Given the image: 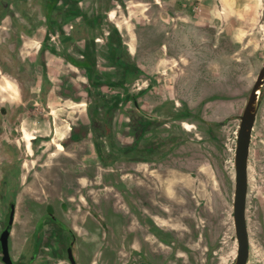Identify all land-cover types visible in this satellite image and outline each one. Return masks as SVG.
<instances>
[{
    "label": "rangeland",
    "instance_id": "374dc122",
    "mask_svg": "<svg viewBox=\"0 0 264 264\" xmlns=\"http://www.w3.org/2000/svg\"><path fill=\"white\" fill-rule=\"evenodd\" d=\"M4 3L10 10L0 22L5 61L0 77L13 84L16 96L0 90V105L7 107L0 116V151H16L17 157L7 158L6 185L21 186L12 193L13 248L52 204L74 229L77 264H233L238 116L264 62V0H0ZM56 7L80 13L68 20L72 24L83 23L80 15L87 14L91 24L94 15L102 16V27L91 30L95 68L89 80L49 52L42 74L38 46L45 38L56 47L58 38L46 34L40 21ZM28 15L38 26L29 38L10 19L21 24ZM115 23L128 64L137 68L126 81L104 50L102 32ZM121 87L139 96L152 119L133 125V106L124 102ZM112 102L122 105L111 115ZM96 113L104 122L95 121ZM22 129L37 136L32 155ZM129 166L139 173L134 182L125 170ZM262 167L264 84L248 156V241L251 195L264 196L262 187L255 193L250 188ZM2 186L0 181V192ZM51 241L45 234L46 264H69L52 256ZM252 261L264 264V252Z\"/></svg>",
    "mask_w": 264,
    "mask_h": 264
},
{
    "label": "flooded vegetation",
    "instance_id": "af4514ba",
    "mask_svg": "<svg viewBox=\"0 0 264 264\" xmlns=\"http://www.w3.org/2000/svg\"><path fill=\"white\" fill-rule=\"evenodd\" d=\"M51 2L55 3L61 0H50ZM10 10L9 4L4 3L0 4V22L5 21L7 16H9L8 12ZM73 13V14H72ZM21 14H25L21 13ZM80 14V13H77ZM75 11H70L69 9H65L62 11L60 7H56V9L46 11L44 13V20L45 23H41V28L45 31V33L50 34L53 33L52 39L56 42L55 38L57 37V46L55 47V44L52 45L49 42L45 41V38L41 41V43L38 46V49L36 51V58L39 59V63L41 66L42 74H47V62H45V53L49 52L56 56L58 59H61L63 62L66 63L67 66H71L74 68L81 69L84 72V76L86 79H90L92 73L94 72L95 63L92 64L93 56L95 53H93V46L91 43V30H95L97 27H102V16L97 15L93 16L94 22L93 24L90 23L89 17L87 14L80 15L83 18V23H77L72 24L69 23L68 20L70 18H75L78 16ZM84 14V13H83ZM111 19H114L116 17V14L112 10L109 14ZM28 20L23 23L13 22V18H10L12 20L11 24H15L16 27L20 28L19 30L22 31V34L25 35V37L29 38L30 36L34 35L35 31L38 30L37 24L31 19V16H27ZM24 20V17H22ZM63 20V21H61ZM117 26H119L117 24ZM114 24V26L110 27L111 29L106 30L105 33L102 32L103 37L105 38L104 41V50L106 52V57L111 60L113 65L119 69L121 72L120 77H123V80L126 81L129 76L134 75L137 72V68L133 65H129L128 61L126 59L127 55H124V48L123 43H125L124 40L121 38V34L119 32V29ZM103 31V29H100ZM45 34V35H46ZM94 41H97L98 38L94 37ZM48 41V40H47ZM82 41L83 44L81 46H77V42ZM95 44V43H94ZM59 46V47H58ZM61 50V52L59 51ZM77 52L79 56L77 57L75 54ZM77 61L80 63L79 66H76L73 64V62ZM2 63H5L3 59L0 57V74H4V65ZM101 76V75H99ZM2 78V82H0V90L9 91L12 96V98H15L16 96V90L13 84L4 77ZM125 86V82H124ZM122 91L124 92L126 88L121 87ZM123 95H125V98L123 99L125 103L131 102L133 106V117L135 120H133V125L139 126V122L147 119H152L151 114H146L143 109L140 107V105L137 102V99L139 96L135 94H129L127 92H124ZM77 105L82 106L84 105L83 102L77 103ZM110 107H108L110 114L112 115L113 112H111V109H119V107L122 105L121 103H110ZM106 107V108H107ZM7 115V107L3 104L0 105V116H6ZM95 121L98 122H104L103 118L96 113ZM186 125L190 126L188 123H183V126L186 129H189V127H186ZM31 137L29 140L27 138ZM37 136H34L32 133H29L26 130L22 129V136L21 139L24 141V148L29 152L31 155L34 154L32 152V146H31V140L36 139ZM51 143L56 147L58 151L64 150L63 145L58 141L51 140ZM59 146L61 148H59ZM6 147V146H5ZM31 151V152H30ZM136 152V151H135ZM16 151L14 150H8L5 151L1 149L0 151V181H2L3 188L0 192V203H2V208L5 213V217L3 218V221L0 222V233L2 230L6 227L8 223L9 214L11 211V206H14V216H13V222L10 227V232L8 236V250L9 255L11 258V261L13 264H46V259H43L42 257L44 255H48L49 253L44 252L43 243L45 242V234L47 236L52 237V243H53V249L51 251V254L53 257L62 258L63 260L67 261L69 264L70 260L68 258V248L71 249V253L74 256L75 262L76 256H75V238L76 235L74 233V229L71 226H68L62 219H60L57 214L55 213L54 206L52 204H47L43 210H41V214H37V219L35 220L34 226L32 230L23 238L20 247L17 248L18 254H15L13 252V245L15 244L13 238H12V230L15 223V217L17 214V205L15 203V199L12 198V193L15 190L17 193L21 190V186L14 189L11 186H7V158L14 159V157H17L15 155ZM131 153L134 154V150L131 148ZM21 165L23 166V162H21ZM16 169V166H15ZM128 174L131 175V182H134V178L136 174H139L135 172L133 169H131V166H129L127 169H125ZM18 171V170H16ZM15 171V172H16ZM119 171H122L119 169ZM258 171L260 173H258ZM262 177V182L259 181L258 175H255L253 177V184L252 188H250L252 193H255L254 191L258 190V188L262 187L264 189V167L261 169H257V173ZM95 184V183H94ZM98 184V183H97ZM21 185V184H20ZM93 185V184H92ZM96 186V185H94ZM93 187V186H92ZM94 188V187H93ZM96 190L98 188H95ZM107 191V190H106ZM251 193V194H252ZM14 197V196H13ZM251 201H253V206L251 207V211L248 213V229L249 232L252 233V238L249 237V244H250V254H249V260L246 264H257L256 262L252 261V259H256L260 257L261 252H264V196L259 197L258 195H251ZM62 212L64 210L62 209ZM1 214V211H0ZM49 229V231L46 233V230ZM56 245V246H55ZM1 246H0V264H5L1 260ZM47 256V257H48Z\"/></svg>",
    "mask_w": 264,
    "mask_h": 264
},
{
    "label": "water",
    "instance_id": "95a60500",
    "mask_svg": "<svg viewBox=\"0 0 264 264\" xmlns=\"http://www.w3.org/2000/svg\"><path fill=\"white\" fill-rule=\"evenodd\" d=\"M264 84V62L251 87L247 101L241 115L236 135L234 155V196H233V222L237 240V254L233 264H246L249 255V241L246 225V196L248 188V156L251 143L252 130L255 123L259 93ZM14 206L6 227L0 233L1 260L5 264H13L8 250V236L13 222ZM68 258L71 264H76L71 249L68 248Z\"/></svg>",
    "mask_w": 264,
    "mask_h": 264
},
{
    "label": "crops",
    "instance_id": "0c3cea01",
    "mask_svg": "<svg viewBox=\"0 0 264 264\" xmlns=\"http://www.w3.org/2000/svg\"><path fill=\"white\" fill-rule=\"evenodd\" d=\"M80 3H82V2H80ZM115 25L117 26V24L115 23ZM117 28H118V26H117ZM119 29V28H118ZM64 153H66V152H64ZM68 153V155H70L71 153H69V152H67ZM72 155V154H71ZM68 158H71V157H69L68 156ZM16 248V247H15ZM15 248H13V252H15V254H18V251L15 249Z\"/></svg>",
    "mask_w": 264,
    "mask_h": 264
},
{
    "label": "trees",
    "instance_id": "16d2710c",
    "mask_svg": "<svg viewBox=\"0 0 264 264\" xmlns=\"http://www.w3.org/2000/svg\"><path fill=\"white\" fill-rule=\"evenodd\" d=\"M73 64L76 65V66L80 65V63H78L77 61L73 62Z\"/></svg>",
    "mask_w": 264,
    "mask_h": 264
},
{
    "label": "bare ground",
    "instance_id": "6f19581e",
    "mask_svg": "<svg viewBox=\"0 0 264 264\" xmlns=\"http://www.w3.org/2000/svg\"><path fill=\"white\" fill-rule=\"evenodd\" d=\"M28 139V138H27ZM60 147V146H59Z\"/></svg>",
    "mask_w": 264,
    "mask_h": 264
}]
</instances>
